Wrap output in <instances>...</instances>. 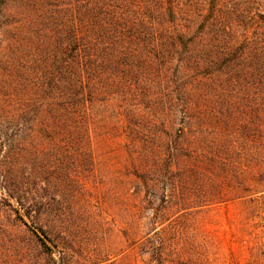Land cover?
Segmentation results:
<instances>
[{
  "label": "trees",
  "instance_id": "16d2710c",
  "mask_svg": "<svg viewBox=\"0 0 264 264\" xmlns=\"http://www.w3.org/2000/svg\"><path fill=\"white\" fill-rule=\"evenodd\" d=\"M8 1L0 99L31 103L38 153L113 131L145 186L160 167L166 204L193 176L210 204L263 196L264 0H19L35 15L15 27ZM3 167L2 199L31 218L19 167Z\"/></svg>",
  "mask_w": 264,
  "mask_h": 264
},
{
  "label": "rangeland",
  "instance_id": "374dc122",
  "mask_svg": "<svg viewBox=\"0 0 264 264\" xmlns=\"http://www.w3.org/2000/svg\"><path fill=\"white\" fill-rule=\"evenodd\" d=\"M26 8L9 0L1 20L31 21ZM9 97L0 99V172L17 164L34 207L31 218L18 213L0 189V264H264V194L210 204L211 183L193 176L188 191L177 185L178 204H166L160 167L145 186L113 131L56 160L47 144L37 152L31 103Z\"/></svg>",
  "mask_w": 264,
  "mask_h": 264
}]
</instances>
